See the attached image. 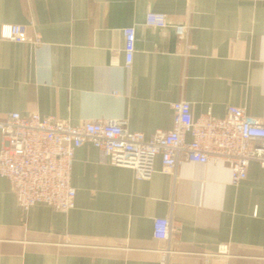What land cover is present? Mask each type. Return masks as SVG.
Returning <instances> with one entry per match:
<instances>
[{"label": "crops", "instance_id": "crops-1", "mask_svg": "<svg viewBox=\"0 0 264 264\" xmlns=\"http://www.w3.org/2000/svg\"><path fill=\"white\" fill-rule=\"evenodd\" d=\"M149 11L169 26L146 24ZM39 36L0 37V119L38 111L78 124L122 119L150 135L173 124L172 103L222 117L239 105L264 123V0H0V26ZM135 25L133 62H116L123 28ZM178 26H184L180 37ZM192 45V47L190 46ZM2 137L0 134V147ZM137 178L87 142L74 157L75 207L24 210L0 175V264H264V167L239 184L225 161L180 162ZM178 226L156 238L154 218ZM228 244L226 254H215Z\"/></svg>", "mask_w": 264, "mask_h": 264}, {"label": "built area", "instance_id": "built-area-1", "mask_svg": "<svg viewBox=\"0 0 264 264\" xmlns=\"http://www.w3.org/2000/svg\"><path fill=\"white\" fill-rule=\"evenodd\" d=\"M146 24L170 25L166 14L156 11L148 12ZM178 33L185 36L184 26H178ZM123 34V48H113L111 54L116 62L123 51L124 64L130 66L135 53V25L124 27ZM0 37L33 46L41 41L39 36L28 34L25 25L17 23L2 24ZM172 108L171 128H157L150 135L131 130L126 120L116 118H92L74 124L38 111L9 112L0 119V175L11 181L24 210L46 203L68 211L76 204L77 189L71 180L75 152L87 142L99 150L104 162L130 167L140 179L150 178L157 170V157L165 172H173L185 160L225 161L230 166L233 184L247 177L253 160L264 167V123L250 116L245 107L229 105L222 117L211 111L195 116L192 102L186 99L173 102ZM177 228L171 217L154 218L156 238L170 239ZM227 251L228 244L223 243L215 254ZM161 264H165L164 260Z\"/></svg>", "mask_w": 264, "mask_h": 264}]
</instances>
